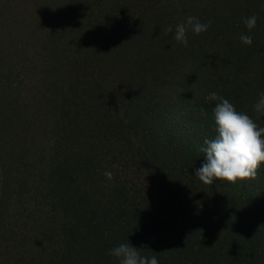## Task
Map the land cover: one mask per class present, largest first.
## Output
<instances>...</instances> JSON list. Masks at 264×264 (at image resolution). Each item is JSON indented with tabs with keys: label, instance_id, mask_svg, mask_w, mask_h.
I'll list each match as a JSON object with an SVG mask.
<instances>
[{
	"label": "trees",
	"instance_id": "1",
	"mask_svg": "<svg viewBox=\"0 0 264 264\" xmlns=\"http://www.w3.org/2000/svg\"><path fill=\"white\" fill-rule=\"evenodd\" d=\"M28 6L0 0V264H118L128 242L159 264H264V164L236 185L194 175L209 93L256 119L264 0H43L36 32ZM187 16L211 25L185 47ZM26 72L42 95H19Z\"/></svg>",
	"mask_w": 264,
	"mask_h": 264
},
{
	"label": "clouds",
	"instance_id": "2",
	"mask_svg": "<svg viewBox=\"0 0 264 264\" xmlns=\"http://www.w3.org/2000/svg\"><path fill=\"white\" fill-rule=\"evenodd\" d=\"M257 17L252 15L245 18L243 23L250 31L256 25ZM211 21L201 23L197 17L187 16L186 21L176 25L174 39L183 46L188 45L187 33L194 35L206 32ZM171 26L165 33H172ZM244 45L252 44L250 35H241ZM207 101H217L213 109L215 123V138L205 139L204 147L200 151L204 154L205 162L195 171V176L205 185H212L214 180L226 181L236 185L238 181L255 180L258 170L264 164V121L257 122L264 117V92L259 94L258 101L252 105L256 119L249 114L237 111L235 105L216 92H211L205 98ZM201 115L204 110L201 109ZM105 177L113 180V173L106 171ZM139 249L128 243H123L111 249L108 255L114 257L118 264H159L155 255L151 257L141 255Z\"/></svg>",
	"mask_w": 264,
	"mask_h": 264
},
{
	"label": "rangeland",
	"instance_id": "3",
	"mask_svg": "<svg viewBox=\"0 0 264 264\" xmlns=\"http://www.w3.org/2000/svg\"><path fill=\"white\" fill-rule=\"evenodd\" d=\"M29 1H30V6L26 7L24 9L23 15L20 14V16H19L20 17L19 20L20 21L23 20L21 30L24 31L25 29L29 28V29H32V32H36L38 30H41L38 28V21H40V20H38V17L40 15V13L39 14L36 13V6L39 7L43 0H32L33 3L31 2V0H29ZM32 35H33V33H32ZM28 42H25V43L28 44ZM3 48H4L3 45L0 43V50H2ZM11 54H12V51H10L7 48L4 51L3 56L7 57L8 55H11ZM13 54H14V65L16 67V56H19L21 58H23V57L25 58L26 56L31 55L32 53L29 51H26L25 49H23V50L21 49L19 53H13ZM2 63H3V61L0 60V64H2ZM12 63L13 62L10 63L9 67H11V70L16 73L17 67L15 68V67L11 66ZM20 63H22V62H20ZM6 71H7V67H6ZM40 75L42 76L41 72H40V74H38V72H36L35 74H33L31 72H26L25 76L28 79H25V81L23 83V87H19V90H17V92L19 91V95H42V92H44L45 89L43 87H41L42 84L40 83V79H41ZM107 79L110 81V77H108ZM107 85H109V83H107ZM20 88H22V89H20ZM6 89L8 91H11L7 87H6ZM49 90H52V87H49ZM4 91H6V90H4ZM13 92L14 91L8 92L7 95H13L14 94ZM60 92H61V90L58 87L53 88V95H60ZM65 93H67V92L65 91ZM8 206L11 209L12 208L16 209L15 207L18 205L15 206L14 204H12V202H10ZM4 247H6V244L2 243L0 245V250H3Z\"/></svg>",
	"mask_w": 264,
	"mask_h": 264
}]
</instances>
